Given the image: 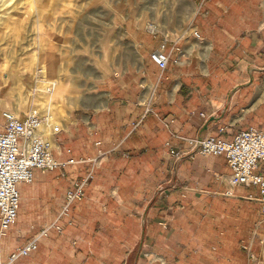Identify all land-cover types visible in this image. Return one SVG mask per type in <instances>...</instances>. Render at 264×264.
Instances as JSON below:
<instances>
[{
  "label": "crops",
  "instance_id": "1",
  "mask_svg": "<svg viewBox=\"0 0 264 264\" xmlns=\"http://www.w3.org/2000/svg\"><path fill=\"white\" fill-rule=\"evenodd\" d=\"M44 1L46 30L84 32L74 46L101 48L100 73L84 93L82 82L52 78L64 114L51 153L76 162L18 183L0 259L44 230L16 264H264L258 186L232 185L224 154H175L181 136L264 128V0H184L175 20L173 0ZM62 9L74 16L68 26ZM161 45L164 68L150 57ZM4 77L0 130L15 110ZM88 173L62 214L66 191Z\"/></svg>",
  "mask_w": 264,
  "mask_h": 264
},
{
  "label": "built area",
  "instance_id": "2",
  "mask_svg": "<svg viewBox=\"0 0 264 264\" xmlns=\"http://www.w3.org/2000/svg\"><path fill=\"white\" fill-rule=\"evenodd\" d=\"M162 47L163 45L150 53L151 59L160 68H164L168 62V54ZM60 130L57 123L49 122L45 116L35 112H30L23 118L12 111L4 112L0 130V238L16 218L20 199L18 183L31 182L35 168L59 169L76 162L73 158L60 160L52 155V137ZM181 139L182 147L175 153L177 159L190 153L224 154L231 169L229 182L232 185H257L260 209L264 214V128L251 126L237 131L231 139L214 134L181 136ZM91 176L88 173L81 181L72 182L66 191L62 214H67L71 203L82 198L83 187ZM44 233L43 230L15 248L6 261L0 259V264H16L19 257L36 249L38 236Z\"/></svg>",
  "mask_w": 264,
  "mask_h": 264
},
{
  "label": "rangeland",
  "instance_id": "3",
  "mask_svg": "<svg viewBox=\"0 0 264 264\" xmlns=\"http://www.w3.org/2000/svg\"><path fill=\"white\" fill-rule=\"evenodd\" d=\"M68 1L70 0L62 3L68 5ZM45 2L47 1L0 0V84L5 80L4 73L11 75L9 84L15 107L12 111L24 112V105L38 110L43 107L48 121L57 123L59 114H64L62 99L57 101L54 98L59 90L50 97L53 91L44 92L43 89L47 85L53 88L58 86L60 89L58 81L62 79L68 86H74L77 81L84 83L81 91L84 93L94 81V76L100 73V69L94 70L93 62L100 59L101 48L75 47L74 44L84 43L77 36L84 35V32H48L44 23L46 12L38 9V4L43 8L42 4ZM186 8L184 0H173L174 20L182 12L185 16ZM61 12H68L61 15L65 20L62 26H68L67 23L74 16H69L68 9H62ZM52 39L61 46L53 47ZM52 78H58V81ZM43 93L50 98H44L41 104L37 100Z\"/></svg>",
  "mask_w": 264,
  "mask_h": 264
},
{
  "label": "bare ground",
  "instance_id": "4",
  "mask_svg": "<svg viewBox=\"0 0 264 264\" xmlns=\"http://www.w3.org/2000/svg\"><path fill=\"white\" fill-rule=\"evenodd\" d=\"M58 86H56V87H52L51 85H47L44 89H43V91L44 92H52L53 91V93L50 95V97H52L53 95H54V93H57L58 92ZM47 94L45 95V93H43V94H40V99L39 100H37V102L38 101H40V103L42 104V102H44V98L45 99H48V98H50ZM12 111V110H11ZM12 112H14V111H12ZM15 113V112H14Z\"/></svg>",
  "mask_w": 264,
  "mask_h": 264
}]
</instances>
